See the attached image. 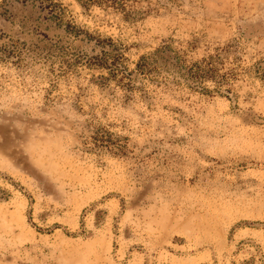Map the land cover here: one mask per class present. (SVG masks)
<instances>
[{
  "label": "rangeland",
  "instance_id": "1",
  "mask_svg": "<svg viewBox=\"0 0 264 264\" xmlns=\"http://www.w3.org/2000/svg\"><path fill=\"white\" fill-rule=\"evenodd\" d=\"M0 264H264V0H0Z\"/></svg>",
  "mask_w": 264,
  "mask_h": 264
}]
</instances>
